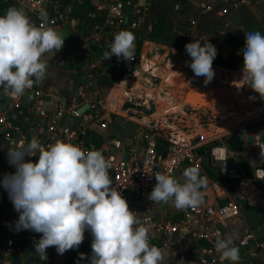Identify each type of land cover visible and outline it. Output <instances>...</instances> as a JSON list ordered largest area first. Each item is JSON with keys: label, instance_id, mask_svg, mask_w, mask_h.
<instances>
[{"label": "clouds", "instance_id": "1", "mask_svg": "<svg viewBox=\"0 0 264 264\" xmlns=\"http://www.w3.org/2000/svg\"><path fill=\"white\" fill-rule=\"evenodd\" d=\"M39 15V26L22 8L9 7L0 15V88L13 99L31 89L33 78L39 80L46 75L45 54L54 55L64 43L65 33L48 26L44 10ZM134 42L132 32L119 31L104 58L115 55L118 60H134ZM185 51L192 58L186 63L195 76H203L205 84L211 82L215 45L209 39H194L186 43ZM241 51L242 78L237 86H249L264 100V35L259 31L246 33ZM37 154L36 162L25 159ZM7 158L15 172L5 174L0 185L19 214L15 231L41 234L34 242L41 256L46 257L49 247H55L61 255L78 248L87 229L92 235L90 264H165L163 250L150 244V229L113 187L109 176L112 165L101 151L83 150L59 139L45 147L34 137L26 145L9 148ZM182 177L180 182L157 173L148 199L153 204L171 203L177 209L198 207L203 203L201 189L206 187L207 177L195 167L184 169ZM256 178L264 180V174ZM215 249L221 261L238 264L239 249L231 237L218 239ZM80 258L85 254L80 253Z\"/></svg>", "mask_w": 264, "mask_h": 264}, {"label": "built area", "instance_id": "2", "mask_svg": "<svg viewBox=\"0 0 264 264\" xmlns=\"http://www.w3.org/2000/svg\"><path fill=\"white\" fill-rule=\"evenodd\" d=\"M248 1L240 0L239 3ZM13 7L22 8L37 26L42 22L40 11L44 10L48 26L55 30L59 31L64 26L74 27L73 14L76 5L72 2L18 0ZM139 7H143L140 0L115 1L105 6L107 22L111 26L110 31L106 33L110 41L114 40V35L119 31L127 30L134 34L136 48L138 41L141 40L139 28L142 19L137 14ZM200 7L208 8L205 4H200ZM222 12L225 13L226 10L223 9ZM191 23L194 24V21L191 20ZM101 28V26L95 27V36H102ZM73 32L77 34L75 30ZM224 34L225 32L222 30L218 32L219 41L217 42L221 49H223V41L220 40V36ZM78 36L82 38L80 35ZM79 54L89 63L88 74L83 77L86 83L79 87L81 91L88 87V81L92 76L91 71L98 67L92 60L88 48L81 46L74 55L78 56ZM56 55L63 57L59 52H56ZM81 70L85 72L87 69L85 67ZM74 73L77 71L74 70ZM33 80L35 85V78ZM33 87L35 101L32 104L24 99V96L17 99L5 96L3 89L0 88V180L5 174L15 172V168L8 163L7 151L9 148L26 145L35 137L45 147L59 139L78 145L83 150L97 149L101 151L112 165L109 176L113 187L121 192L129 206L141 203L155 205L148 199V194L156 183L155 175L164 173L174 178L184 165L198 169L202 165L204 155L208 156L212 165L218 167L220 176L225 179L235 182L246 180L249 184H257L262 181L256 178L258 175L264 174V155H262L264 141L259 136H256L255 140L258 166L252 170L250 176H247L240 169L239 164L233 161L234 151H230L223 143L208 145L210 140L207 137H200L197 142L192 141L191 143L170 141L167 142L164 152H160L157 144L158 138L154 132L158 124L156 121L153 122L154 119L143 115L135 103L131 88L123 87L121 91L113 89L108 97L95 100L86 110L90 112V115L85 120L82 119V114L85 113H79L77 107L68 104L61 97H54L49 101L52 105L47 106L42 100L37 99L41 97V93L37 89L35 90V86ZM79 94L81 95V93ZM118 102L120 105H117ZM107 111H117L124 117L136 120L143 127L141 138L135 136L133 144L126 145L118 136L95 135L89 137L91 125L98 124L102 129L108 126L102 118V114ZM66 116H70L76 121L75 127L69 126L64 121ZM25 159L36 162L38 154L25 157ZM239 210L238 204L233 200L215 204L203 201L196 208L188 207L184 215L178 219H160L147 213L138 216L141 222L150 229L151 245L154 241H159L162 246H167L168 237L179 233L182 229L186 230L187 235L192 239L213 244L223 235L221 224L238 216ZM18 215L7 191L0 185V260L3 257H12L14 249L21 252L26 251L40 239L41 234L30 230L15 231ZM91 243L92 235L86 229L84 240L78 248L68 250L61 255L57 253L55 247H49L46 249V257L37 264H90ZM238 246L247 251L252 259H262L264 263V245L256 243L253 235H243L238 240ZM80 253L85 254L84 259L80 258ZM202 262L205 264H232L229 260L221 261L220 257L215 256L202 259ZM238 264H245L241 260V255Z\"/></svg>", "mask_w": 264, "mask_h": 264}, {"label": "crops", "instance_id": "3", "mask_svg": "<svg viewBox=\"0 0 264 264\" xmlns=\"http://www.w3.org/2000/svg\"><path fill=\"white\" fill-rule=\"evenodd\" d=\"M18 0H14V3L16 4ZM70 2L74 3L76 5V8L74 10L73 14V30L77 32L78 35H80L83 38V48H88L92 60L95 62V65H97V69L91 71V78L88 81L89 85L87 88H84L80 91L81 95L78 94L75 97L67 98L64 93L60 94V88L61 90H70V87L75 80L77 85H84L85 79L83 77H86L88 74V68L89 63H87L83 56L80 54L78 56L74 55L70 59H66L64 57L56 55H49L45 54L44 59L47 62V71L46 75L39 79H35V85L33 84L31 89L26 90L24 96V99L29 101V103H34L35 101V94L32 92L33 86H35V90L37 89L41 93V97L37 98L38 100H42L47 106H51L52 104L49 102L54 97H61L65 100L68 104L74 105L77 107V111L84 105H87V108L83 112L79 113H85L82 114V119H88L90 112L86 111L89 108V105L93 103L95 100L103 97H108L110 95V92L113 90V88H110L112 84V80L108 79V77L103 76L106 71L117 73L120 71L121 67L124 65V63H132V61H124L123 59H117L115 55L111 57V59H105L104 58V52L109 51V44H111L113 41H110L107 37V32L110 31L111 26L107 22V15L105 6H107L109 3H113L115 1H124V0H69ZM131 1H137V0H131ZM143 6H150L151 0H140ZM158 4L160 3V9L162 13H164L165 10L170 9L171 14H167L165 12L164 14H159L160 17L166 21V24L170 20V24H174L173 27L171 25L167 24V27L169 29V39L163 40L160 42H156L153 40H150L149 37L145 38L143 40H139L141 42V48L140 51L135 52L138 53L139 59L136 64V68L138 69V72L136 73V76L128 74L126 76V81L130 80L132 83H137L140 87H142L144 90L150 91H156V89L160 88L162 79L163 82L167 81L169 76L168 71H165V75L158 76L154 69H151L154 64V61L152 57L149 55V49L152 50V54H154V49H156L159 45V47L162 45L166 48H171L172 50L176 47H172L170 44L167 45L169 41H172L173 39V29L175 32H177V35L179 38L186 39L189 42H192L194 39H209V41L215 45L217 49V53L219 52L222 57H226L230 53H234L238 55L239 57H243L242 49L245 47V34L252 31H259L262 35H264V25H263V17H264V0H249L246 3H239L240 0H157ZM200 4H205L208 6V8H201ZM238 4V5H236ZM146 6V10H147ZM169 7V9L167 8ZM225 9L226 12L223 13L222 10ZM149 10V9H148ZM158 8H156L155 12ZM164 10V11H163ZM160 12V13H161ZM158 14L155 13V16L151 22L147 25V31L150 33L152 32L154 23L157 20ZM150 13L146 12L145 20L149 19ZM191 20L194 21V24L191 23ZM89 24V25H88ZM101 26L102 30V36H95V27ZM224 31L225 34L223 36H220V40L223 41V49H221L218 46L219 31ZM214 31V32H213ZM212 32V33H211ZM234 32L237 33V35L233 34ZM209 33H211L209 35ZM209 35V37H207ZM178 40V39H177ZM138 41V42H139ZM201 43L203 44L204 41L201 40ZM161 44V45H160ZM179 45V42L177 41V46ZM80 53V52H79ZM99 54V55H98ZM99 56V57H98ZM181 61V66H186V61L189 59L191 61V56L188 53L182 52L180 53L178 51V54H170L167 60L173 62L174 60ZM54 61L55 64H52L51 61ZM151 62V64H149ZM55 65V66H53ZM132 67L131 65H127ZM86 71H82V68ZM145 67L149 68L146 69ZM178 68V67H177ZM176 68V69H177ZM221 69H224L222 67H218ZM129 69V68H128ZM74 70L77 71V73H74ZM130 70V69H129ZM177 71V70H176ZM173 72V71H172ZM171 72V74H172ZM241 72V71H240ZM141 73H146L148 75L158 77L160 80L159 85L156 88H150L148 86L142 85L138 82V78ZM161 77V78H160ZM59 88L57 91H55L56 87ZM199 89H202L206 92L205 97L203 98L204 103H206L208 100H210L211 95L213 96V93H211L210 90L207 91L205 87H201L200 85H197ZM80 87V86H79ZM213 87V86H212ZM79 89V88H78ZM209 89V88H208ZM89 92L87 97L85 98H79L83 96L84 92ZM249 91H253L251 88H249ZM192 95L195 97H192V99L200 98L198 95V90H192ZM254 92V91H253ZM133 96H135L133 94ZM169 97H172L171 95ZM155 99V98H154ZM136 100V99H135ZM150 100L155 103L152 97H148L145 99V101L150 102ZM243 100V99H242ZM200 101V100H198ZM201 101V102H203ZM246 101V100H243ZM240 104V100H237ZM136 103V102H135ZM180 103H174L172 108L178 109ZM138 106V105H137ZM139 107V106H138ZM223 107V105H222ZM140 108V107H139ZM141 109V108H140ZM229 109V108H227ZM174 110V109H173ZM86 111V112H85ZM228 110H223L221 107H218L216 111L210 110V113L214 115L217 122L223 123L225 125L229 122V127L227 130H223L217 138L220 139L218 142H222V140H226L227 143L225 144L230 151H234V158L233 161L237 162L240 166V169L243 171L244 174H251L252 170L258 166V161L256 158V152H255V140L256 136H259L262 141H264V102H261L258 104V108L251 109L249 111H245L239 106V109H235L233 112H227ZM141 112L143 115L147 116L150 119H155L154 117L157 115V110L152 112H144L141 109ZM156 112V113H155ZM154 113V114H153ZM104 115L107 116L108 120L104 118ZM114 115V116H113ZM252 116V117H251ZM102 118L107 122V127L105 129L100 128V126H92L90 128L89 137H94L95 135H101L102 137H115L118 136L121 138L122 142L126 145L133 144V138L137 136L139 139L141 138L143 134V127L132 118L124 117L117 111L113 112H105L102 114ZM64 121L69 125V121L71 122V127H75L76 121L71 118L70 116H66L64 118ZM214 125L213 123H211ZM220 124V123H218ZM115 131V133L112 131ZM219 127V126H218ZM235 134L234 137H238L240 141L243 142V149L242 151H235L231 145L229 144V140H227V136ZM249 136H252L253 138V145H248L247 139ZM214 138H208L216 139ZM159 139V138H158ZM215 143L211 142L208 145H213ZM208 158L207 155H204ZM204 158V157H203ZM209 160V158L207 159ZM210 164L212 165L211 161L209 160ZM203 163V162H202ZM214 166V165H212ZM191 166L184 165L174 176V178L178 179L180 182H183L182 173L184 169L190 168ZM216 169L218 171L219 178H223L219 174V169L216 166ZM198 170H202V165ZM207 168H204L203 166V172L207 174L209 177V182H215L217 180L212 181L211 175L207 172ZM225 179V178H223ZM228 182V185H225L223 183L219 186L217 185H209V189H201L203 192V201L208 204H215V203H221L226 200H232L231 199V192L229 191L231 188L232 183H236L235 181H230L226 179ZM246 181V180H245ZM240 182V181H238ZM248 183V182H247ZM249 184V183H248ZM252 185V184H251ZM258 188V192L260 193L263 200L264 205V180L258 182L257 184H254ZM261 186V187H260ZM215 190L217 193H215ZM234 201V200H233ZM161 203L155 204V205H146L145 203H141L139 205H133L129 206L130 210L134 209H143L142 213L137 215H141L143 213L152 214L155 215L157 218L164 219V218H171V219H178L179 217H182L184 213L186 212L187 208L183 209H177L175 208L171 203H165L166 212L162 214ZM153 207L155 210H157V213H161L162 215H156L154 213L149 212L150 208ZM241 210H239V215L223 222L221 224L223 235L220 239L231 237L233 240V245L236 246L239 251L243 250V248L238 246V240L239 234L243 232L245 229L251 228V220H249V216L244 215L245 212L241 214ZM241 215V216H240ZM240 216V217H239ZM250 222V224H249ZM253 226V225H252ZM262 225H255L254 230L262 229ZM251 232H255L252 231ZM188 232L184 229H182L179 233H175L173 235H170L168 237V245L162 246V244L159 241H154L152 245L159 247L163 250V253L165 255V264H205L202 262V259H208L212 256L220 257L219 255H215L218 252L215 249V242L213 244H208L207 242L195 240L190 238L188 235ZM255 236V235H254ZM256 238V237H255ZM256 243L260 244L258 239H256ZM36 251L34 245L28 248L26 251H19L17 249H14L12 255H20L22 258L31 254L32 252ZM204 251V252H203ZM25 253L24 255H22ZM248 253V252H247ZM167 254V255H166ZM240 255V252H239ZM12 257L7 256L3 257L0 260V264H11ZM261 260V263H263V260ZM37 264V263H35Z\"/></svg>", "mask_w": 264, "mask_h": 264}, {"label": "rangeland", "instance_id": "4", "mask_svg": "<svg viewBox=\"0 0 264 264\" xmlns=\"http://www.w3.org/2000/svg\"><path fill=\"white\" fill-rule=\"evenodd\" d=\"M65 2H70L69 0H65ZM150 6L139 7L137 9V14L141 17V25L139 28V35L141 40L148 38L150 35V32L147 31V25L149 22H151L155 16V13L158 14L157 17H160L159 14H164L167 12L168 16L171 14V11L169 7L168 10H163L164 13L159 12L160 9V3L158 4L157 0H151ZM156 8H158V12L156 11ZM149 9V10H148ZM146 12L150 13L149 19L145 20ZM163 18V17H162ZM168 25L170 24V20L168 19ZM89 25V24H88ZM171 27L174 26V24H170ZM214 32V31H213ZM212 33V32H211ZM209 33V35L211 34ZM173 39L172 42H176V50L171 48H166L165 45L154 49V54H152V50L149 49V56L152 57L154 63L151 69H154V72L158 76L165 75V71L167 70L169 73V76L167 81L161 82L160 88L156 89V91H150L144 90L142 87H140L137 83H132L130 80L126 81V76L128 74H132L136 76V73L138 72V69L135 67L139 55L135 52V59L132 60V63H124V65L121 67L120 71L117 73L109 72L108 70L103 76L108 77V79H111L112 84L110 88H113L115 90H123V87L125 88H131L133 90L134 99L136 104L144 111V112H154L157 110V115L154 117L153 122H157V127L154 130L156 133V137L160 138L164 142H170V141H182L186 143H191L192 141L197 142L200 137H208V138H214L218 136L223 130H227L229 127V122L223 125L221 122H217L214 115L210 113V110L216 111L218 107H221L223 110H228L227 112L231 113L235 111V109H239V106L244 109L245 111H249L251 109L258 108V104L261 102H264L259 97L258 93H255L253 91H249V86L244 85L243 87L237 86V81H239L242 78V66H243V57H239L236 54H228L226 57H223L224 59V66L218 65L213 63V69H214V78L209 82L208 84L204 83V77L203 76H195L192 69L188 66V63H186V66H181L180 62L176 59L171 62L167 60L170 54H178V51L180 53L185 52V45L186 43H189L188 40L179 38L177 35V32L173 29ZM233 34L237 35L236 32ZM207 35V37H209ZM178 39V40H177ZM207 39V38H205ZM177 41L179 42V45L177 46ZM171 44L170 41L167 43V45ZM99 55V54H98ZM99 57V56H98ZM74 58V56H73ZM214 61V60H213ZM186 62H190L189 59ZM52 64H55V62L52 60ZM151 64V62L149 63ZM127 65H131L127 66ZM55 66V65H53ZM178 67V68H177ZM222 67L224 69L218 68ZM128 68L130 70H128ZM146 69H149L145 67ZM177 68V69H176ZM177 70V71H176ZM173 71V72H172ZM241 71V72H240ZM172 72V74H171ZM161 78V77H160ZM161 80V79H160ZM74 80L70 90H61L58 87H56L55 91L60 90V94H65L68 96L67 98H72L77 96L80 93V90L78 89L80 85H77ZM118 86H117V85ZM82 85V84H81ZM197 85H200L202 88L205 87L208 90L213 93V96L211 95L210 100H208L206 103H204L203 98L206 95V92L202 89H199ZM213 86V87H212ZM209 88V89H208ZM125 90V89H124ZM192 90H198V95L200 98L198 99H192V97H195V95H192ZM128 92V91H127ZM89 92H84L82 97L79 98H85ZM172 97H169V96ZM192 96V97H191ZM255 96V100L250 99V97ZM152 97L153 100H155L153 103L152 100L150 102L145 101L146 98ZM155 98V99H154ZM246 101H243V100ZM200 100V101H198ZM237 100H240V104L236 102ZM119 101V100H118ZM203 101V102H201ZM174 103H180L178 109L172 108ZM117 105H120L118 102ZM223 105V107H222ZM126 107V106H125ZM229 108V109H227ZM174 109V110H173ZM156 113V112H155ZM154 114V113H153ZM114 116V115H113ZM252 117V116H251ZM104 118L108 120L107 116L104 115ZM213 123L214 125H212ZM220 123V124H218ZM71 122L69 121V126ZM93 126H98V124H94ZM219 126V127H218ZM112 131L115 133L112 127ZM213 143H227L226 140L220 141L219 138L216 137V139L210 140ZM248 145H253V138L252 136H249L247 139ZM208 158L204 156L203 163H202V170H199L201 176L207 177V185L203 189H209V185H217L220 184L212 177V181L215 182H209V177L206 173L203 172V166L204 168H207L211 171V173L219 178L218 171L216 169V166H212L207 160ZM247 176H250V174H245ZM230 192H231V199L234 200L240 210L245 214L249 216V220H251V228L245 229L243 232L239 234V238H241L245 234H251L253 237L258 239L259 243L261 245H264V205L263 200H261L262 196L258 192V188L254 184H248L245 180H241L240 182L232 183L230 184ZM215 193L216 190H215ZM161 210L162 214L166 212L165 203H161ZM151 213H154L156 215H162L161 213H157V210H155L153 207L149 209ZM138 214L142 213L143 209H134L132 210ZM164 212V213H163ZM241 212V214H242ZM241 216V215H240ZM239 216V217H240ZM249 222V224H250ZM262 225L263 228L259 230H254L255 225ZM253 225V226H252ZM255 231V232H251ZM255 235V236H254ZM241 255V260L245 264H262L260 259H252L249 255V253L244 252L243 250L239 251ZM23 253L22 255H24ZM167 255V254H166ZM215 255H221L219 252Z\"/></svg>", "mask_w": 264, "mask_h": 264}, {"label": "trees", "instance_id": "5", "mask_svg": "<svg viewBox=\"0 0 264 264\" xmlns=\"http://www.w3.org/2000/svg\"><path fill=\"white\" fill-rule=\"evenodd\" d=\"M14 6V0H0V15H4L7 11V9L9 7H13ZM149 39L156 41V42H160L163 40H167L169 39V29L167 27L166 21L161 18V17H157L156 22L154 23L152 32L149 35ZM170 45L172 47L176 46V42H172L170 41ZM141 48V42L139 41L136 45V51H140ZM213 63L218 64V65H225L224 64V59L222 57V55L218 52L216 57L214 58ZM138 82L142 85L148 86L150 88H156L159 83H160V79L158 77H154L151 75H148L146 73H141L139 78H138ZM235 136V134H231L229 136H227V140H231L233 137ZM158 149L160 152H164L165 147L167 145L166 142L162 141L160 138L158 139ZM207 172L209 173V175H211V177H213L214 179H216L219 183H223L225 185H228V182L226 179L223 178H217L216 176H214L211 171L208 169Z\"/></svg>", "mask_w": 264, "mask_h": 264}, {"label": "water", "instance_id": "6", "mask_svg": "<svg viewBox=\"0 0 264 264\" xmlns=\"http://www.w3.org/2000/svg\"><path fill=\"white\" fill-rule=\"evenodd\" d=\"M65 33L64 43L59 53L66 59H70L83 45L82 38H80L69 26H64L58 32ZM87 108V105L82 106L78 111L83 112ZM229 144L235 151H242L243 142L240 141L238 137H233ZM261 187V186H260ZM264 198V195H263ZM44 257L41 256L36 251L31 254L21 257L20 255H13L11 259V264H35L43 260Z\"/></svg>", "mask_w": 264, "mask_h": 264}]
</instances>
